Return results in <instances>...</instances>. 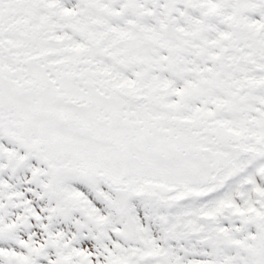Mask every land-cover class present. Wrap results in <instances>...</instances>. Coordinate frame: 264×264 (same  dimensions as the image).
I'll use <instances>...</instances> for the list:
<instances>
[{
  "label": "snow or ice",
  "instance_id": "6c2138e0",
  "mask_svg": "<svg viewBox=\"0 0 264 264\" xmlns=\"http://www.w3.org/2000/svg\"><path fill=\"white\" fill-rule=\"evenodd\" d=\"M0 264H264V0H0Z\"/></svg>",
  "mask_w": 264,
  "mask_h": 264
}]
</instances>
